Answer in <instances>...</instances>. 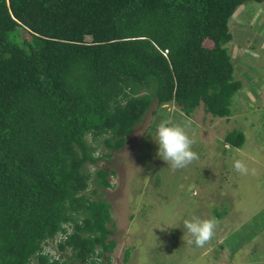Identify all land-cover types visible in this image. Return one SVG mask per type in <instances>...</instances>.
I'll return each instance as SVG.
<instances>
[{
	"label": "trees",
	"instance_id": "obj_1",
	"mask_svg": "<svg viewBox=\"0 0 264 264\" xmlns=\"http://www.w3.org/2000/svg\"><path fill=\"white\" fill-rule=\"evenodd\" d=\"M249 1L264 2L0 0V264H111L103 193L116 173L89 165L121 150L153 104L232 114L230 21ZM59 234L67 258L45 251Z\"/></svg>",
	"mask_w": 264,
	"mask_h": 264
},
{
	"label": "rangeland",
	"instance_id": "obj_2",
	"mask_svg": "<svg viewBox=\"0 0 264 264\" xmlns=\"http://www.w3.org/2000/svg\"><path fill=\"white\" fill-rule=\"evenodd\" d=\"M230 30L227 47L242 87L229 117H214L203 104L190 116L174 104H153L121 150L89 165L91 171L116 173L113 187L103 193L117 243L111 264H139L142 254L149 264H264V2L239 7ZM165 119L185 127L195 141L199 159L186 168L173 170L157 155V126ZM234 130L246 136L241 148L225 143ZM236 159L256 175L238 173ZM193 216L219 221L215 237L202 248L184 237V221Z\"/></svg>",
	"mask_w": 264,
	"mask_h": 264
},
{
	"label": "clouds",
	"instance_id": "obj_3",
	"mask_svg": "<svg viewBox=\"0 0 264 264\" xmlns=\"http://www.w3.org/2000/svg\"><path fill=\"white\" fill-rule=\"evenodd\" d=\"M163 53L167 56L168 51ZM156 135V143L158 145L157 155L170 165L173 170L186 168L199 159L198 153L193 150L195 141L188 135L185 127L165 119L157 126ZM233 167L242 176L256 175V169H250L247 162L243 159H236L233 163ZM218 225L219 221L215 217L202 219L193 216L190 220L184 221V228L187 230L184 237L191 236L193 240L189 242H194L196 247L202 248L215 237ZM70 232L71 228H69L68 233ZM67 234L57 235L54 243L45 245V251L50 253L53 257H69L70 250L64 253L58 248L59 241ZM139 264H149L145 254L141 255Z\"/></svg>",
	"mask_w": 264,
	"mask_h": 264
}]
</instances>
